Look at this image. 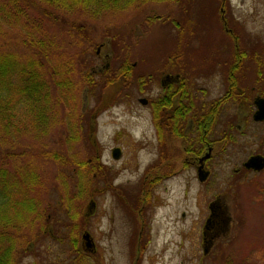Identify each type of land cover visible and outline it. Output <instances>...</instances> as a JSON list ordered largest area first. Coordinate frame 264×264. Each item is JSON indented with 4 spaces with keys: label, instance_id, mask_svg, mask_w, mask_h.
Segmentation results:
<instances>
[{
    "label": "rangeland",
    "instance_id": "rangeland-1",
    "mask_svg": "<svg viewBox=\"0 0 264 264\" xmlns=\"http://www.w3.org/2000/svg\"><path fill=\"white\" fill-rule=\"evenodd\" d=\"M90 21L96 44L83 63H69L74 78L89 70L96 80L91 90L81 81L76 92L78 114L84 122L90 119L89 131L82 127L78 142L68 145L72 118L65 105L54 103L57 122H50L43 137L20 134L11 145L0 142V157L15 155L0 159L5 167L35 166L41 180L32 195L43 207L57 208L63 197L78 213L70 232L75 244L65 232L71 230L67 223L62 233L55 231L60 241L29 246L32 253L20 251L17 264H264V168L245 172L242 165L260 150L264 124H250L230 152H217L207 162L209 177L200 182L197 168L186 162L193 158L186 142L166 131L159 134L150 108L168 91L166 76L178 73L192 83L196 102L222 94L235 68V85L247 96H264V0L148 2ZM79 46L65 43L68 55ZM141 98L148 103L141 104ZM236 104L225 114L234 116ZM243 106L241 114L251 110L250 104ZM41 144L60 149L54 153L66 160L74 154L87 166L74 168L61 157L46 160L36 149ZM115 148L121 152L117 158ZM79 187L83 196L77 195ZM217 201L226 223L208 231L212 237L206 236L211 243L205 252V225ZM86 233L91 249L85 248Z\"/></svg>",
    "mask_w": 264,
    "mask_h": 264
},
{
    "label": "trees",
    "instance_id": "trees-1",
    "mask_svg": "<svg viewBox=\"0 0 264 264\" xmlns=\"http://www.w3.org/2000/svg\"><path fill=\"white\" fill-rule=\"evenodd\" d=\"M178 1L0 0V142L11 145L13 141H18L20 134L43 137L50 128V122H57L52 114L54 103H61L68 108L67 115L70 114L72 118L68 122L66 143L70 146L77 143V132L82 127L89 131L91 127L90 119L84 122V116L78 114V83L82 81L91 90L96 80L89 70H83L80 78H74L69 63H83L88 48L92 43L93 46L96 44L92 39L90 20L135 4ZM155 19L158 16L146 18V21ZM65 43L80 46L68 55ZM108 74L107 67L100 75L101 79L107 80ZM178 74L183 82L179 85L176 81L168 82V91L150 103L153 120L159 134L171 132L175 138L186 142V151L191 152L195 148V152H199L203 143L200 119L204 117L207 120V115H201L207 109L203 107L205 104L202 106L192 102V83ZM219 112L217 107L213 116L217 117ZM190 118L199 132L197 138L185 132L184 126ZM36 149L46 160L59 161L61 157L65 161L63 163L69 161L74 168L87 166V162H76L74 154L68 156V160L57 155L54 152L61 150L52 149L50 145L41 144ZM66 152L75 151L67 148ZM14 156L3 152L0 159L6 162ZM34 167L28 164L11 171L0 163V264H17L20 251L22 254L32 253L29 246H35L43 239L60 241L55 231L62 233L68 227L67 223H71V230L65 231L70 242H77L70 232L75 231L78 213L71 211L69 199L64 201L61 197L57 204L59 207H51V210L48 209L50 206L43 207L38 195H32L41 180ZM83 177L79 176L78 180L81 181ZM77 195H84L81 187ZM39 225H45L44 229L40 227L37 234H33L32 230L35 226L39 228Z\"/></svg>",
    "mask_w": 264,
    "mask_h": 264
},
{
    "label": "flooded vegetation",
    "instance_id": "flooded-vegetation-1",
    "mask_svg": "<svg viewBox=\"0 0 264 264\" xmlns=\"http://www.w3.org/2000/svg\"><path fill=\"white\" fill-rule=\"evenodd\" d=\"M219 11L222 13V16H221L222 20H224V22H227V20L224 19V11H223L222 6L219 7ZM228 29L229 27L226 28V30ZM236 70H237L236 68H235V72L231 69L229 70L227 80L234 78L238 82ZM234 79H233L234 83H232L231 82L232 80H230L226 88L221 89L222 94L219 93L218 97L216 98L214 97L212 98V100H207L206 102L197 101L199 105L203 106L205 104V106L203 107H206L205 109H207V112L202 111V114H201L203 116L207 115V120H205L204 117L200 119V123H201L200 138L203 143L201 145V150L199 152H195L197 150L195 148L192 149L191 152L187 151L188 153L193 155V158L191 161H186V162L190 163L191 165L197 168L200 164L199 158L208 153L209 154L208 157L204 159L203 161V169L205 171H208V177L210 175V170L207 168V162L211 160L217 152H221V153L230 152V147L235 146L236 143L241 140V138L239 137L246 135V132L248 131V129L251 128L250 124L260 125V128L264 124V120L255 121L253 119V114L256 111L255 100L259 97H264V96H259L258 94L255 96H251V97L247 96V94H245V91H243V89L235 85V83L237 82ZM166 80L168 82L176 81L178 85L181 84V82H183L182 78L179 75H175L174 77L166 76ZM199 91L205 93V90L203 91L202 89H200ZM196 97H198L197 94H193L191 97L192 102L195 104H197ZM180 98H181V93L179 94V99ZM246 101L248 102V104H250L251 110L248 107L247 113L245 111V113L241 114L240 108L245 109L243 106L244 103L245 105H248ZM235 103L239 104V106H237L236 104L234 108V110L237 109L236 114L234 116L229 117L228 115L225 114V112L227 111V106L230 104H235ZM241 103L243 107L240 106ZM217 107H219L220 112L217 117H214L213 114L215 110L217 109ZM210 114L211 116L210 118H208V115ZM184 127H185V132L187 133V135L194 136L196 138L199 137V132L197 129H195V123L191 118L187 120ZM261 130H262L261 136L264 137V129H261ZM262 143H264V140H261V144L259 146L261 147L260 150L256 151L255 153H251L249 157L254 156V155H260L264 157V147ZM242 165H244V162L242 163ZM244 170L245 172L253 171L252 169H247L246 167H244ZM238 171L239 170L237 169L235 170V172H238ZM254 172H259V171H254ZM211 205L213 209V216L209 220L207 227H205V230H207V232L204 231L203 242L205 243V247H204L205 252L208 251V246L211 243V240L207 239L206 236L209 235V237H212V234L208 233V231H210L211 229L218 230L226 223V220L224 218H221V207L218 201L213 202ZM85 248L91 249L92 247L87 248L86 243H85Z\"/></svg>",
    "mask_w": 264,
    "mask_h": 264
},
{
    "label": "water",
    "instance_id": "water-1",
    "mask_svg": "<svg viewBox=\"0 0 264 264\" xmlns=\"http://www.w3.org/2000/svg\"><path fill=\"white\" fill-rule=\"evenodd\" d=\"M141 104H146L147 100L142 98L139 100ZM255 106H256V111L253 114V119L255 121H261L264 120V97H259L255 100ZM120 149L115 148L112 151V155L114 158H117L120 156ZM208 153L202 157L199 158V166L197 167V178L200 182H203L207 179L208 177V171H205L203 169V161L208 157ZM244 167L247 169H252L254 171H260L264 168V157L260 155H254L249 157L245 162H244ZM210 210L211 214L210 217L208 218L205 227H207V224L211 217L213 216V209L212 205H210ZM83 239L85 240L87 248H91L93 246L90 236L88 233L83 235Z\"/></svg>",
    "mask_w": 264,
    "mask_h": 264
}]
</instances>
